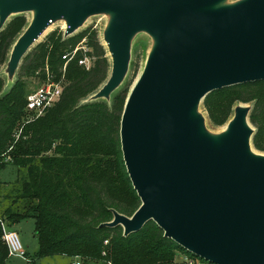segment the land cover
Listing matches in <instances>:
<instances>
[{
  "label": "water",
  "instance_id": "95a60500",
  "mask_svg": "<svg viewBox=\"0 0 264 264\" xmlns=\"http://www.w3.org/2000/svg\"><path fill=\"white\" fill-rule=\"evenodd\" d=\"M25 13L32 19L6 63L11 85L52 24L64 21L67 37L90 17L108 16L109 77L85 101H111L129 72L135 38H151L120 130L141 205L132 216L113 210L101 225H120L127 236L154 221L201 261L264 264V153L253 145V104H236L220 132L200 110L215 90L264 80V0H0V30Z\"/></svg>",
  "mask_w": 264,
  "mask_h": 264
},
{
  "label": "trees",
  "instance_id": "16d2710c",
  "mask_svg": "<svg viewBox=\"0 0 264 264\" xmlns=\"http://www.w3.org/2000/svg\"><path fill=\"white\" fill-rule=\"evenodd\" d=\"M28 23L20 14L0 30V69ZM84 39L92 49L93 65L86 69L76 58L65 69L62 56ZM107 53L96 29L67 37L56 29L28 52L8 89L0 75V169L11 163L19 170L11 192L13 205L1 220L13 224L34 218L38 256H80L83 264L109 260L112 264H192L179 260L177 253L195 256L164 236L154 221L127 236L120 225H101L112 221L113 210L132 216L141 205L125 165L120 134L130 88L117 89L111 101H85L109 77ZM47 68L55 79L64 81L61 98L46 114L28 120V78L45 79ZM215 96L221 100L210 115L218 125L227 124L236 104H253V145L264 151V80L215 90L204 98L206 107ZM10 255L0 221V264H7Z\"/></svg>",
  "mask_w": 264,
  "mask_h": 264
},
{
  "label": "rangeland",
  "instance_id": "374dc122",
  "mask_svg": "<svg viewBox=\"0 0 264 264\" xmlns=\"http://www.w3.org/2000/svg\"><path fill=\"white\" fill-rule=\"evenodd\" d=\"M25 16L30 22V20L32 19V14L25 13ZM107 21H108V16L106 15L92 16L86 21L84 26L81 29H79L77 32H80L81 30L90 27L96 29L98 30L99 38L101 42L105 45V42L103 40V31L105 29ZM56 29L65 31L66 23L64 21H59L56 22L55 24H52L41 36V38L35 43V45L38 44L40 41L46 39V36L50 32ZM150 46H151V38L147 34L140 33L139 35H137L133 43L132 58H131L129 72L121 87L125 86V87H129L130 89L133 87V85L135 84L136 80L138 79L144 68L145 61L147 59V55L150 50ZM5 69H6V63L1 67L0 75L3 76V78H5L6 89H8L11 83L8 82ZM41 83H42V79L39 77L28 78L29 90L35 89ZM215 97L209 100V107H206L204 101H202L200 110L206 117L207 127L213 132H220L224 130L226 124L225 125L216 124L212 120L210 115V109L217 108L221 100L220 97H216V98ZM263 143H264V139H263ZM259 152L264 153V151H260V150ZM18 175H19L18 167L15 166L14 164L9 163L0 169V181L2 182L1 183L2 189L0 192V219L3 218V214L6 211V209H8L10 206L13 205L11 192H12L13 184L18 180ZM7 227L9 229H14L15 231L18 232L23 247L25 250H27L26 257H23L18 254H11L9 256L7 264H71L75 259V257H71L68 255H60V254L38 256L40 251V243L36 235V221L34 220V218H25L16 223L7 224ZM177 258L179 260L186 259L185 254L181 252L177 253ZM89 264H93V262H90Z\"/></svg>",
  "mask_w": 264,
  "mask_h": 264
},
{
  "label": "built area",
  "instance_id": "2783aa9c",
  "mask_svg": "<svg viewBox=\"0 0 264 264\" xmlns=\"http://www.w3.org/2000/svg\"><path fill=\"white\" fill-rule=\"evenodd\" d=\"M91 51L92 49L86 43V39L82 40L73 50L67 51L62 56L65 60V69L67 64L76 58L78 59L79 65L90 69L95 59L91 55ZM63 87L64 81L55 79L54 74L47 68V74L45 79H42V83L27 94L25 110L27 111L28 120L39 118L54 107L61 98ZM0 221L4 231V240L8 245L10 254H18L26 257V250L23 247L18 232L14 229H9L5 221L1 219ZM104 255H106V252H104ZM186 260L192 264H204L198 258H186ZM71 264H83V260L80 256H76ZM105 264H112V262L109 260Z\"/></svg>",
  "mask_w": 264,
  "mask_h": 264
},
{
  "label": "crops",
  "instance_id": "0c3cea01",
  "mask_svg": "<svg viewBox=\"0 0 264 264\" xmlns=\"http://www.w3.org/2000/svg\"><path fill=\"white\" fill-rule=\"evenodd\" d=\"M26 253H27V250H26ZM75 260V259H74Z\"/></svg>",
  "mask_w": 264,
  "mask_h": 264
}]
</instances>
